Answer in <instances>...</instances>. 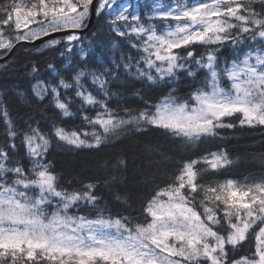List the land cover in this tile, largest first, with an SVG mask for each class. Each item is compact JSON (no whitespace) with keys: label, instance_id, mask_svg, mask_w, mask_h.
Wrapping results in <instances>:
<instances>
[{"label":"snow or ice","instance_id":"obj_1","mask_svg":"<svg viewBox=\"0 0 264 264\" xmlns=\"http://www.w3.org/2000/svg\"><path fill=\"white\" fill-rule=\"evenodd\" d=\"M92 16L107 29L106 43L95 48L103 62L69 79L48 63L56 74L48 82L32 63L27 93L48 100L61 118L79 114L81 125L14 119L0 92V264H264V171L205 180L233 166L227 150L171 162L150 149L160 159L132 177L146 193L139 216L104 205L97 177L65 186L48 159L54 142L98 150L148 128L193 148L223 128L264 127V0H153L147 12L122 0H0V50L40 41L38 54L83 55L87 65L94 53L75 49ZM181 76L191 78L185 96L177 94ZM137 81L157 90L155 103L137 90L143 107L118 99L110 106L123 95L114 88ZM261 161L264 169V154ZM121 169L124 159L104 183L120 185ZM129 198L116 196L125 204Z\"/></svg>","mask_w":264,"mask_h":264},{"label":"trees","instance_id":"obj_2","mask_svg":"<svg viewBox=\"0 0 264 264\" xmlns=\"http://www.w3.org/2000/svg\"><path fill=\"white\" fill-rule=\"evenodd\" d=\"M130 1L139 7L143 5L145 12L148 11V5L153 0H124ZM169 2V0H165ZM104 20L96 17L93 25L88 32L81 35L82 45H78L75 51L79 52L82 46L84 51L94 53V56L87 65L81 63L86 59L83 55L69 57L67 59L60 57L56 52L37 53L39 45L20 43L13 50L12 54L0 62V92L4 94L5 104L11 116L14 119L27 118L28 115L35 117L42 124L50 121H56L64 127H77L82 121L79 114L72 117L61 118L53 106L45 100L44 102L34 101L27 95L32 74L30 65L35 63L40 69V76L46 82L54 81L55 73H52L47 64L51 63L57 67L61 76L69 79L73 70L80 67L95 70L99 63L103 62V53L95 52L96 45L106 43L105 33L107 29L103 27ZM95 34V38L93 36ZM110 49L111 45H107ZM8 54V53H7ZM135 55V53H132ZM228 53L226 52L225 55ZM6 54L0 50V57ZM191 78L181 76V83L176 85L177 94L185 96L188 90V81ZM120 83H126L123 79ZM114 91L123 93L119 98H114L110 106L116 107V101L119 100L121 106L143 107L139 97L133 95V92L139 91L143 100L149 103H155V97L158 92L154 88H149L145 82H135V88H114ZM19 93H25L21 96ZM68 95H72L71 92ZM76 109L73 108V112ZM90 115L92 113H89ZM235 123V121H228ZM4 122L0 118V140L3 139ZM150 149L158 150L170 158L171 162H179L182 157L189 155H200L204 150L219 151L227 150L230 158L235 163L233 166L222 171V174L210 176L205 175V180H224V179H243V177L258 175L264 169L261 168V156L264 154V127H248L237 125L234 129L223 128L219 130L218 138L205 140L202 144L193 148H186L176 138L167 136L162 130L148 128L142 131H128L121 134L118 138L110 140L100 149H73L63 144L53 143L49 150L48 159L52 162L57 172L63 177L65 186L67 181L75 179H85L86 177H97L100 180L97 189V195L102 197L104 205L113 212H123L129 216H139L140 205L138 201L146 195L144 185L140 180L133 182L132 177H143L149 172L148 165L153 160H159L160 157ZM194 158V155H193ZM124 159L127 163V170L121 169L124 179L120 185H106L105 178L111 172L116 174L117 161ZM172 164H169V170ZM87 182V181H86ZM128 195L130 198L127 203L116 200L117 195ZM103 206V205H102Z\"/></svg>","mask_w":264,"mask_h":264},{"label":"water","instance_id":"obj_3","mask_svg":"<svg viewBox=\"0 0 264 264\" xmlns=\"http://www.w3.org/2000/svg\"><path fill=\"white\" fill-rule=\"evenodd\" d=\"M95 19H96V17L95 16H92L90 18V20L88 21V26L86 28H84L79 34L82 35V34H85L86 32H88L89 29L91 28V26L93 25ZM22 43H27V42H22ZM28 44H31V45H39L41 43H40V41H36L35 44H33V43H28ZM14 49H12L11 52H9L8 54H6L5 56L0 57V62L1 61H4L5 59H7L12 54V52H13Z\"/></svg>","mask_w":264,"mask_h":264},{"label":"rangeland","instance_id":"obj_4","mask_svg":"<svg viewBox=\"0 0 264 264\" xmlns=\"http://www.w3.org/2000/svg\"><path fill=\"white\" fill-rule=\"evenodd\" d=\"M23 2H24V3H27L28 0H23ZM122 2H123V3H128V2H130V1H124V0H122ZM30 27H31V26H30Z\"/></svg>","mask_w":264,"mask_h":264}]
</instances>
